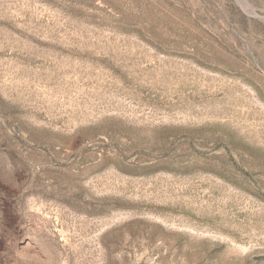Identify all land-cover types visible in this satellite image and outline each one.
<instances>
[{
    "label": "rangeland",
    "instance_id": "1",
    "mask_svg": "<svg viewBox=\"0 0 264 264\" xmlns=\"http://www.w3.org/2000/svg\"><path fill=\"white\" fill-rule=\"evenodd\" d=\"M0 264H264V0H0Z\"/></svg>",
    "mask_w": 264,
    "mask_h": 264
}]
</instances>
